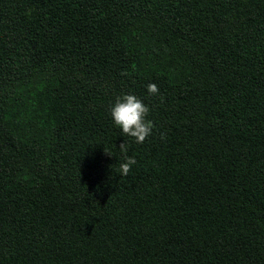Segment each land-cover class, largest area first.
I'll return each instance as SVG.
<instances>
[{
  "label": "trees",
  "instance_id": "obj_1",
  "mask_svg": "<svg viewBox=\"0 0 264 264\" xmlns=\"http://www.w3.org/2000/svg\"><path fill=\"white\" fill-rule=\"evenodd\" d=\"M0 264H264V0H0Z\"/></svg>",
  "mask_w": 264,
  "mask_h": 264
},
{
  "label": "clouds",
  "instance_id": "obj_2",
  "mask_svg": "<svg viewBox=\"0 0 264 264\" xmlns=\"http://www.w3.org/2000/svg\"><path fill=\"white\" fill-rule=\"evenodd\" d=\"M150 94H157L159 89L156 84L147 85ZM149 108L136 96L128 94L117 97L110 109L112 120L126 136L134 138L136 143H143L151 134L155 127L154 123L146 119ZM163 139V136L161 137ZM123 154V162L119 166L120 174L127 176L136 164L134 157L127 156L126 142L119 145Z\"/></svg>",
  "mask_w": 264,
  "mask_h": 264
}]
</instances>
